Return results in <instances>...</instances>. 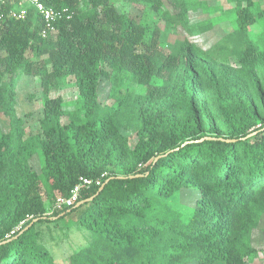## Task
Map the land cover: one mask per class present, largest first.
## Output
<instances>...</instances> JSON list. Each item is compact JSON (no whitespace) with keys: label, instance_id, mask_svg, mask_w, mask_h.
Returning <instances> with one entry per match:
<instances>
[{"label":"trees","instance_id":"trees-1","mask_svg":"<svg viewBox=\"0 0 264 264\" xmlns=\"http://www.w3.org/2000/svg\"><path fill=\"white\" fill-rule=\"evenodd\" d=\"M209 1L41 0L73 14L47 38L34 7L0 5V117L10 124L0 127V264H59L43 227L51 237L62 222L86 241L67 264L255 262L264 1ZM198 11L207 19L194 24ZM221 26L212 46L198 42ZM23 77L41 89L36 130L17 111ZM70 83L72 111L54 96ZM81 178L101 185L49 214Z\"/></svg>","mask_w":264,"mask_h":264},{"label":"rangeland","instance_id":"rangeland-1","mask_svg":"<svg viewBox=\"0 0 264 264\" xmlns=\"http://www.w3.org/2000/svg\"><path fill=\"white\" fill-rule=\"evenodd\" d=\"M264 1V0H262ZM210 5H216V1H209ZM229 6L226 5V8ZM207 19L205 14L201 11L191 13V22L198 23L202 20ZM218 31H211L205 34L199 35L197 38L198 42L206 47L212 46L219 38L220 32H225L229 27L221 26L217 28ZM222 29V30H221ZM217 32H219L217 34ZM250 36L255 38L257 32L254 30L250 31ZM175 36H171V40H174ZM164 53H167L165 50ZM62 96L67 104L66 110L72 111L73 102L76 100L78 92L73 85L67 84L61 91L56 92L54 96ZM109 98V85L103 83L100 90V101L102 103H110ZM41 89L39 83L31 77H23L19 83V94H18V105L17 111L21 118L25 121V126L31 130H36L38 128V121L42 117V107H41ZM9 120L5 117H0V127L3 131L9 130ZM34 166L38 169V162L35 160ZM54 202L50 204L49 214H53L57 211L54 210ZM54 226V225H53ZM52 227L51 237L49 236L48 230L43 227L46 233V245L53 252L57 262L59 264H67L69 257L81 247L86 245L84 234L79 232L75 228L68 229L65 223H61L58 227ZM264 228V220H262L259 228L253 233V245L258 249L259 256L255 262L250 264H264V237L262 230Z\"/></svg>","mask_w":264,"mask_h":264},{"label":"built area","instance_id":"built-area-1","mask_svg":"<svg viewBox=\"0 0 264 264\" xmlns=\"http://www.w3.org/2000/svg\"><path fill=\"white\" fill-rule=\"evenodd\" d=\"M21 5L28 4L29 6L34 7L37 12L40 14L44 28L41 32L43 38H47L52 32L55 31L56 23L66 18L67 20L71 19L73 14L70 12L68 8L62 10H55L52 7H47L41 0H19ZM0 5L4 2V0H0ZM23 3V4H22ZM13 16L17 17L18 19H24L27 15V9H22L20 13H12ZM101 185V180H89L85 178H81L80 183L72 190L71 195L68 198L59 197L55 200L54 203V210L61 211L66 208H70L78 203L81 195V191L83 188H88L91 185Z\"/></svg>","mask_w":264,"mask_h":264},{"label":"water","instance_id":"water-1","mask_svg":"<svg viewBox=\"0 0 264 264\" xmlns=\"http://www.w3.org/2000/svg\"><path fill=\"white\" fill-rule=\"evenodd\" d=\"M91 199H93V198H91ZM80 204H78V206H79Z\"/></svg>","mask_w":264,"mask_h":264}]
</instances>
